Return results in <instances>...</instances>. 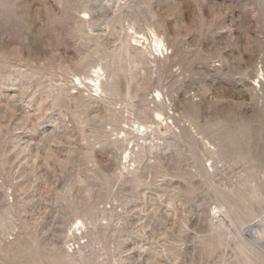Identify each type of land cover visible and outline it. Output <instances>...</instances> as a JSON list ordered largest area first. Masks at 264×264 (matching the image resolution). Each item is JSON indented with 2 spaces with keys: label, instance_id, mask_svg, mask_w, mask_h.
<instances>
[{
  "label": "rangeland",
  "instance_id": "1",
  "mask_svg": "<svg viewBox=\"0 0 264 264\" xmlns=\"http://www.w3.org/2000/svg\"><path fill=\"white\" fill-rule=\"evenodd\" d=\"M0 264H264V0H0Z\"/></svg>",
  "mask_w": 264,
  "mask_h": 264
},
{
  "label": "bare ground",
  "instance_id": "2",
  "mask_svg": "<svg viewBox=\"0 0 264 264\" xmlns=\"http://www.w3.org/2000/svg\"><path fill=\"white\" fill-rule=\"evenodd\" d=\"M154 35H155V37H154V39H155V43H157L158 45H162L163 44V41L162 40H160L159 39V37L157 36V34L156 33H154ZM95 81L96 83L100 80V77L97 75V78L96 79H92V81ZM97 85H98V83H97ZM158 116H160V117H162L160 114H158ZM163 120V119H162ZM141 126V125H140ZM254 227H252V226H250V227H248L246 230L248 231V234L252 237V238H254Z\"/></svg>",
  "mask_w": 264,
  "mask_h": 264
},
{
  "label": "built area",
  "instance_id": "3",
  "mask_svg": "<svg viewBox=\"0 0 264 264\" xmlns=\"http://www.w3.org/2000/svg\"><path fill=\"white\" fill-rule=\"evenodd\" d=\"M140 128V124L139 123H135V125L133 126V129H139Z\"/></svg>",
  "mask_w": 264,
  "mask_h": 264
}]
</instances>
